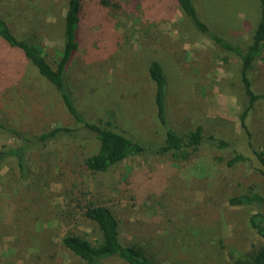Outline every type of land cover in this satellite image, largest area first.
I'll list each match as a JSON object with an SVG mask.
<instances>
[{
	"label": "rangeland",
	"instance_id": "obj_1",
	"mask_svg": "<svg viewBox=\"0 0 264 264\" xmlns=\"http://www.w3.org/2000/svg\"><path fill=\"white\" fill-rule=\"evenodd\" d=\"M192 2L199 18L213 32L240 48L248 44L259 16L258 0ZM27 3L29 23L21 28V34L32 37L54 67L63 44L58 16L64 9L49 7L43 0ZM87 6L80 45L65 76L74 106L85 120L97 124H104L108 110L112 111L119 128L150 148L124 159L94 180L118 218L120 240L142 244L162 264H229L231 254L235 257L263 241L248 223L249 215L261 208L255 204H229L227 199L245 192L249 184L264 189L253 153L258 142L255 131L264 126V101L251 109L246 118L248 129L243 128L231 85L238 81L239 56L219 49L193 29L172 0H123L119 10L107 14ZM15 58L20 60L18 54ZM151 60L160 62L168 77V112L176 128L187 132L201 124L228 143L215 148L203 141L198 153L227 159L238 152L245 156L243 161L230 169H217L212 177L186 178L180 173H189L181 172L188 162L174 161L168 154L152 150L163 140L164 131L155 115L154 84L147 74ZM4 62L12 64L10 58ZM20 76L24 78L17 87H5L2 92L7 93L2 107L17 109L33 129L61 123L74 125L59 94L43 79L34 74ZM252 83L255 92L264 90V77L252 76ZM40 107L43 113H38ZM73 140L86 154L97 148L93 133L81 126L75 129ZM17 144L19 141L0 134V147ZM59 144L54 142L42 151H34L29 162L34 171L38 170L35 189L42 204L35 217L26 216L28 229L40 244L44 239L46 242L41 248L27 240L15 246L11 240L17 236L0 231V264H83L61 245V237L69 231L91 242L98 237L94 223L78 209L74 217L62 215L67 206L62 181L56 176L58 151L63 150ZM12 168L4 165L0 180L14 179ZM164 177L159 189L155 182L160 185ZM6 217H1L0 223L12 222ZM96 264L127 263L107 257Z\"/></svg>",
	"mask_w": 264,
	"mask_h": 264
},
{
	"label": "trees",
	"instance_id": "obj_2",
	"mask_svg": "<svg viewBox=\"0 0 264 264\" xmlns=\"http://www.w3.org/2000/svg\"><path fill=\"white\" fill-rule=\"evenodd\" d=\"M172 1L193 29L206 35L219 49L239 56L241 65L236 71L238 81L232 82L231 85L238 99L239 123L243 128L248 129L246 118L251 109L258 102L264 101V90L255 92L252 83V76L264 77V0H258V20L248 44L243 48L213 32L199 18L192 0ZM43 2H46L49 7L56 6L64 9L63 14L59 13L61 16H58L62 21L63 44L54 67L46 60L42 47L35 43L32 37L21 34V28L29 23L27 0H0V43L2 45L0 48V134L19 141V144L14 146L0 147V169L9 164L11 168L13 167L14 178L8 181L0 180V192L3 198V202L0 203L2 206L0 218L8 216V219L12 220L9 224L6 221L0 223V231H5L12 237L17 236L11 240L15 246H22L23 240L39 248L45 244V239L40 244V240L34 239L31 229H28L30 222L26 216L35 217L42 204L35 189L38 170L34 171L29 162L34 151H42L49 144L59 142L58 146L60 148L62 146L63 150L58 151L60 165L56 176L62 181L67 206L62 210V215L74 217L75 210L78 209L84 218L94 223L98 231V237L93 242L82 234L66 232L61 237V245L82 259L83 264H96L100 259L107 257H118L127 264H162L142 244L123 243L120 240L118 218L107 203L104 192L97 187V183H94L97 175L118 166L130 156L143 154L150 148L140 139L119 128L110 110L107 112L108 118L104 124L85 120L74 106L71 91L65 83L67 66L80 45L82 22L88 13L87 5L89 4L102 14H107V11L119 10L123 6V0H43ZM17 54L20 60L15 58ZM8 58L12 64L4 62ZM21 74L28 77L30 74L37 75L54 89L59 94L64 110L73 119L74 125L69 126L63 123L52 127L45 125L37 130L33 129L32 123L20 117L19 111L14 107H2L7 95L2 92L5 87L6 89L17 87L21 83L20 79L24 78L20 76ZM147 74L154 84L155 115L164 131L163 140L155 144L152 150L159 155L168 154L174 161L188 162L187 165L184 164L181 172L189 171V173H180V176L212 177L217 169L221 167L230 169L245 159V156L238 152L227 159L218 154L198 153L203 141L215 148H223L228 143L224 139L215 137L201 124L195 125L187 132H180L173 124L168 112V77L161 63L157 60L149 61ZM42 111L40 107L38 113H43ZM19 119L24 124H21ZM78 126L93 133L98 142L95 151L86 154L77 148L73 139L74 131ZM255 134L258 142L254 144L253 153L260 165L259 173L264 179V126H260ZM65 141H69L72 145H68ZM164 180H166L165 177L159 182L160 185L157 182L155 185L160 189ZM148 184L149 182L147 186ZM143 189L144 187L142 191ZM227 201L233 205L255 204L259 209L261 208L249 215L248 223L263 239L262 242L252 245L235 257L231 254L229 264H264V189L260 191L255 185L249 184L245 192L231 195ZM15 232L17 235H13Z\"/></svg>",
	"mask_w": 264,
	"mask_h": 264
}]
</instances>
